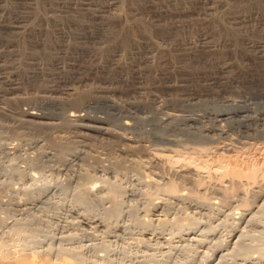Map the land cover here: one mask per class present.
<instances>
[{
  "label": "rangeland",
  "instance_id": "1",
  "mask_svg": "<svg viewBox=\"0 0 264 264\" xmlns=\"http://www.w3.org/2000/svg\"><path fill=\"white\" fill-rule=\"evenodd\" d=\"M19 1L20 0H0V66H5L8 68L6 71L10 75L11 80L16 81V86L19 88V91L13 93L9 90L8 85L5 84L6 82H0V101L3 103L5 102L4 104L2 103V105L8 107L9 110L11 108L12 113L16 112L15 114L17 116L21 114V111H23L25 107L28 108L31 106H36V108H38L39 110H43L42 112L52 116L54 115V117H58V108H55L53 106H51L53 107L51 108L50 106L46 105H42L41 107H39V102L36 101V104L33 99L38 98L39 94H41V97L38 99H44L46 97H42L44 93V95L47 94V96L49 95V97H57L60 95H50L49 89L55 83L54 81L59 78V74L56 73L57 71L54 74L53 71H49V69H47L52 66L55 67L59 63V66L57 65V67H60L59 69H61V67L62 69L63 67H65L64 71L73 74L69 75L68 73L69 77L67 78H69L70 81L78 82V80L80 79H87L89 80V82H93L91 83V85L93 84V86L98 83L97 86L111 85L112 88L113 86L116 87H114V92H116L113 93L111 97L114 99L115 102H118V105L122 106L123 104V107H121V109L120 106L119 108H116L106 104L104 105L94 103L92 104V106L86 108L85 110L90 115L93 114V116L97 115L105 119L107 118L110 123V128L117 135L115 136L117 137V139L111 137L104 138L102 136L100 138L99 136H95V139H97L98 142L100 141V139H102L103 142H107V140L110 141L109 139H111L114 140L115 144V146L113 144L114 147L112 146L113 149H116L118 147L117 144L119 145L120 143L124 146H119L129 148L128 142H120L121 140L119 138L120 135L129 137L132 141L136 142L134 144L135 151L137 150L138 152H140L141 150V153L137 154L139 156L141 155L140 158H138L139 160L141 159V157L143 158V156L146 154V156L144 157H147L146 160L149 161L150 159L148 158V156L150 155V153L151 159L152 157L155 158L156 155L158 156V151L161 149L168 148V150L170 149L172 151H174L175 149L176 153L174 152L173 154H170L171 156L173 155L172 157L168 154L169 157L167 156L168 158L166 160L164 159V161L159 166V174L165 177V181L167 183H165L164 185L161 183V187L155 188L150 181V171L149 168H147L145 158V161L141 159L145 162H143L144 165H146V167H144L143 165L141 166L142 170L133 169L132 167L130 168L127 166L123 169L120 168L119 170V168L115 169L109 167L105 161V163H103L106 165V167L103 163L100 162L99 164H97L98 167L95 166L96 163L91 164V162L90 165L86 167H80L77 165H71L66 167L53 161V163L50 162L51 160H49L43 155L44 150H42L41 148L35 149L37 151H35L34 149L32 150V148L29 149L31 143L34 140L30 143L27 140L26 142L24 139H21L20 142L24 145L20 149V151L12 150V152L6 151L8 152L6 153L4 152V150L0 149V254H5L7 252H20L24 249L27 253H43L47 252L48 250H51L52 253L57 254L58 252H65L69 249H72L80 251L85 258H88L89 261H94L97 259V255L99 257V255H106L107 253L109 254V252L113 251L110 254L113 259L115 258L113 262H117V258L120 256V252H122V250L124 249H127V252L129 255L131 254L130 257L132 259L136 256L133 259H137L135 260V262H141L142 258L144 259L145 256L148 257L151 254H154L153 257L158 256L157 258H159L164 252V249L160 246V243H158L157 240L154 238L153 240L148 242V244H150L149 246L153 244L151 246V248L153 247V249L147 250L146 244L144 245V242L142 243V241H139V239L135 238L138 237V234L136 235V233H139L140 230L138 227L134 226L135 224H133V222H131L132 219L128 213L131 208H135L140 215L139 217H142V215L144 217L145 213L143 211L148 204L150 205L151 202L159 203L163 194L169 193V183L171 184V181H174L175 183L178 182L177 180L172 178L173 172L176 168L179 169L183 166V168L186 169L192 168L196 171H199V177L196 178V181L192 187L193 190L190 191L191 193L193 191L195 192L192 193L193 195H195L194 197H200V199L205 200L207 202L217 201L213 198L214 191H216L218 189L217 187L221 183H223L224 179L227 178L224 174H222V170L219 169V166L223 162H226L225 164H229V162L227 163V161H229L230 159H236L244 168H247L249 167V165L251 166L252 164V166L257 169H263L264 96L259 91V86L261 85L258 86V84H251L249 80H242L241 82L236 83L237 85L234 84L233 88H228L229 90H227V93L225 95L223 91L224 88H222V86L215 85L214 87L218 89L219 92H213L211 94L212 97L210 98V101L202 103V101H200L199 99L194 100L191 97L193 96V94L199 95L209 92V90L205 89V87L203 86V79L206 76L217 72L215 71L213 66L217 62V57L215 56L218 55H216L215 53L212 54L211 52L207 53V51H205L203 45H201L199 42L200 35L206 34L207 37H209V40L211 39V42L215 41V43L219 44V46L224 49L222 56L226 58L227 62L229 61L227 64L231 66V71L234 74H243V72H247L252 76L254 75V77L256 76L258 78V76H261L262 78H264V73L261 72V69L263 67V59L255 58L252 55L250 56L247 51L240 49L241 45L239 47L236 46L239 41L241 42L242 35L251 37L252 33L255 34L252 36L251 39L256 37L255 39L258 38L259 40L262 39V41H264V0H121V4L119 5L118 10H113L111 12L112 14L106 15L105 17L95 16L93 9L106 8L110 5V2L112 0H90V4L91 2L92 4L88 7L90 8L92 6L93 9L86 8L87 6L85 7L77 5L76 3H79L78 0H67L71 2L73 1V5L69 7H66V5L65 8L62 5L53 6V0H31L32 2L29 0V4L22 0L21 1L23 3ZM3 8L7 9L4 10ZM209 8H211L214 13L212 12L211 14H206ZM22 12L23 15L25 14L28 20H30L29 25L34 23L35 25H38V30L42 29L41 31H45L44 29H46L47 27L52 28L56 31L59 37L51 36L44 47H33L32 44L34 42V44L42 43V39L45 38L44 32H39L41 34L32 33L30 32V30H28L30 29L29 27L27 29L28 31L26 34L18 35L16 32H12L9 29L5 30V27H10L14 25L18 17L22 16H18ZM237 15H245L244 17H242H246L247 20L245 24H242L241 27H239L240 34L242 33L241 38H238L237 43H234L231 40V35L226 30V28H228L230 25V18ZM151 19L153 21L159 20V22L163 26H172L178 23L183 25V29L182 31L178 32L173 28L169 30V32L171 31L170 34L169 32L167 34H163L162 32L158 31V27L160 26L157 27L156 25V27H153L152 37L150 39L147 38V36H145L142 32H140L138 26H149L152 24L154 25V22ZM105 23L110 25H116L119 27H126L131 29L133 28L134 33L133 30H130L131 33L134 34V37L137 39V43H139L138 46L133 47V45H129V47H123L120 42L109 43L105 41V43H103L101 39L104 37H101L95 40V42L98 43L96 44V49L93 44H87L82 41V39L80 40L77 37L76 39H74L75 33H77L80 27H83L84 25H89L92 28L98 29L100 28L101 24ZM248 32H250V34ZM59 33L62 34L60 35ZM245 33L247 34L244 35ZM24 40L25 43L23 42ZM183 40L187 42L189 41L187 46L190 45L189 48L193 50L191 52L196 54L193 56V58H191L192 55L190 54L186 56L184 48L181 45L183 43ZM21 41L22 43H20ZM54 41H57L59 45H57L56 43L55 47L52 46V50H54L52 51L50 50V44ZM100 41L102 44H99ZM61 43L62 46H60ZM63 45L65 46L63 47ZM26 48L28 51H26ZM127 48L129 49L125 50ZM29 50H32L31 53H29ZM33 51H37V54L34 53L36 55L30 56L29 54H32ZM44 51L47 53L45 54ZM130 51L132 52V54L130 53ZM51 52L53 53L51 54ZM57 52L59 54H57ZM118 52L121 53V55L123 54L120 61L118 63H116L115 61L112 63L113 54ZM134 53L137 55H135ZM197 53L199 54V56ZM49 54L50 56H48ZM71 55L72 57H70ZM143 55L145 57L147 56V58L148 56H151L149 58L150 60L143 57ZM25 56H29L28 59L30 57H36L37 59L33 60V62L34 64L36 62V67L37 64H40L38 68L33 69L32 67L27 65L26 62L28 61V59H25ZM46 57L48 59H45ZM69 57L73 59L70 60ZM123 58H125V60L121 61L123 60ZM215 58L216 60L214 61L213 59ZM51 59L53 60L51 61ZM86 59H88V62H86ZM184 59L187 61H185ZM57 60L58 62L57 64H55ZM29 61H31V59ZM2 62L6 65H4ZM189 62L190 66L192 65V67L189 66ZM51 63L52 65H50ZM35 70L38 73L40 72L39 75L41 73L45 75L44 76L41 74L39 82L38 80L33 81L35 79L31 78V73L28 74V72H35ZM47 71H49V74ZM51 73L54 74H52L54 78L51 76ZM111 74H115V77L116 75L119 76L111 79ZM106 76L109 77V79L106 78ZM73 77L75 80L73 79ZM168 77L178 82L184 81L183 83H185L184 90L182 89L178 91L182 94H185V97L187 95L186 103L181 105V107L172 103V95H169V93H167L168 90L163 86L164 84H162L164 82V79ZM42 78H44L43 81ZM110 79L114 81L112 82ZM138 80H141L142 82L139 83V81L137 83ZM136 83L137 85H140L137 86ZM44 84L51 86H46L44 87V89L42 88ZM131 84L133 86H137V90ZM121 86H123L124 88ZM141 87H143V89ZM139 88L142 89L141 91H144L145 93L139 92ZM46 91L48 93H46ZM138 92L141 94H139ZM152 93L154 94V97L157 101L154 99V97H151ZM34 94L36 96H34ZM142 94L144 97L142 96ZM1 95L4 96V98H2ZM11 95L13 96V98ZM61 96L63 98V95H60L58 98H61ZM8 98H10L11 101ZM147 99L151 100L152 103L154 101L157 104L154 103L155 105H151L148 108H143L141 106L142 104L140 103H142L143 101H147L150 103V101H148ZM160 99L163 103L159 101ZM137 103H139L140 106ZM20 108L23 109L21 110ZM68 109H70L69 111L72 110L71 108ZM222 111H227L228 114L226 116H219L220 114H222ZM168 113H174L178 116L184 115L185 113V115L189 114V116L193 114V116L196 117V120H178L174 123H171L172 120L163 121V119H165L164 114L166 115L165 117H169ZM126 120H128L129 123L131 122L127 126L124 125V121ZM0 121V123L5 122V125L11 124L9 126L10 128H8L9 130H6L4 133L2 132L3 134L8 132V134H5V136L11 135V137H15L14 135H12L13 127L16 128L18 131H20L19 129L22 128V133H24L25 131L26 133H28L29 131L23 126V124H17L13 121V119L9 120L8 118L4 119L3 121ZM8 122L10 123L8 124ZM13 122L17 125V127L13 124ZM168 124L169 126H167ZM10 130H12V132H10ZM54 133V135L52 134V136L56 137L57 139H64L71 135V131L66 129V127L64 126H61L60 129L58 131L56 130ZM40 135L43 136V134ZM40 135L37 136L40 137ZM37 136L34 135V138H36ZM105 139L107 140L104 141ZM17 141L19 142V138H17L16 142ZM115 141H117L118 143ZM137 141H140V143H138ZM28 143L30 144L28 145ZM139 144H142L144 147L142 145L139 146ZM24 147L28 150H25ZM17 151H19L20 154L19 152L17 154ZM143 151L145 152L142 153ZM153 154H155V156ZM136 156V162L142 163V161H139L137 159V157L139 156ZM38 157H40V159L39 161H36V158ZM32 160H34V162H32ZM91 165H93V167H90ZM85 168H88L89 170L86 169L87 171H85ZM213 170L214 173H212ZM82 172H87L88 175H90V179L92 180V185L88 183L87 187H91V198L93 200V204L91 206L95 211V215L101 214L104 210V207L111 205L109 199L107 198L109 192L112 189H117L119 191L118 200L122 202L121 204L123 207V215L121 216V219L118 220L119 223H117L118 225L123 226L124 230L122 232H116L114 228L107 229V231L106 229H91L90 231V229L84 228V226H81V224L79 222L77 223V220L73 218L74 216L72 212L75 208V195L86 187L85 185L84 187L81 183H79L80 179L78 174L80 175V173ZM221 176H223L224 179ZM259 176V180L261 179L260 181L263 183L264 181L262 179L264 177L261 176V174ZM258 178L253 179L252 182H249V184L245 181L244 178V180L242 179L243 182L241 181L242 184L244 183L243 185L236 183V186L235 184L234 186H232V184L226 183L223 188H220L222 190V193H224L226 197H229L228 199H226V201H229L230 199L232 200L228 202L229 204H232L229 207H233V209L235 208L234 210L238 211L239 205L241 206L242 204L240 201L237 200L238 198L235 193L236 190L237 192L242 191L244 195L246 194L248 197H250L251 194L249 193H251L250 191L252 189L250 186L253 187L254 185H257V183H261L260 181H257ZM165 181L162 182L164 183ZM253 181H256L254 185H252L254 183ZM166 184L167 187H165ZM235 187L236 189H234ZM233 191L235 194L233 193ZM148 193H150L151 195ZM29 195H32L34 197V200L29 201L27 203V199H29L30 197ZM231 197L234 199H232ZM185 201V205L184 203L183 205H181L182 203L178 202H175L176 204L173 203L175 207H170V214H172V216H178L180 214L178 217H184L185 215L189 216L190 218L196 217V220H194L197 222V224L200 223L198 224L199 229L195 228V230L198 229V233L203 231L201 230V228L208 229L209 227L212 231H215L216 228V230L218 229L217 231H215L216 233L213 232L216 238L222 235L223 238L220 237V239L224 242L227 241L228 234L224 231L226 229L225 224H227V221L228 223H230L231 220L228 217V211L223 205L216 206V209H218V211L214 209L215 206L211 210V207H209L208 212H211L210 214L214 213L212 217L208 212H202L199 209L198 212H200L198 214H196L197 209L195 213L194 208L186 209L187 207H189L188 204H190V202L187 200ZM238 202H240V204ZM179 207L181 210L182 208H184V211L182 210V212L177 214L179 211H181ZM202 213H205L206 215H204L205 217H207L204 218V216H202ZM208 214L209 217L211 216L213 219L211 217L208 218ZM218 217L221 222L224 221V224L222 223L224 225L223 228L221 227L222 224L221 222H219ZM147 218L148 216L145 217V219ZM197 218L199 222L197 221ZM208 221L211 222L210 225L209 223H207ZM205 223L207 224L204 227ZM212 223L214 226L212 225ZM152 228L154 231L156 230V222ZM117 233L121 235L118 237ZM93 235L95 236V238ZM224 237H226V241L224 240ZM213 241L218 242L217 239L216 241ZM87 245H89L90 247ZM105 246H107L111 251L108 250V252ZM159 247H161V249H159ZM103 249H105L106 251ZM138 251L143 257L138 255ZM154 251L155 253H153ZM148 252L150 255L147 254ZM136 253L137 255H135ZM143 253L145 255H143ZM255 254L256 253H254V255ZM179 261L180 260L178 258V262ZM202 264H204V262Z\"/></svg>",
  "mask_w": 264,
  "mask_h": 264
},
{
  "label": "bare ground",
  "instance_id": "2",
  "mask_svg": "<svg viewBox=\"0 0 264 264\" xmlns=\"http://www.w3.org/2000/svg\"><path fill=\"white\" fill-rule=\"evenodd\" d=\"M22 1H25V2L28 3L29 0H22ZM53 1H54V2H52L54 4L53 6H55V5H57V6L60 5L61 6L62 5L65 8L66 5H67L66 7H69V6L73 5V3H72L73 1L72 2L71 1H67V0H53ZM61 1H63V2H61ZM78 1H79V3H76V2H74V3H76L77 5L85 6V7L87 6L86 8H89L88 6H90L92 4V2L90 4V0L89 1H87V0H78ZM211 2H213V1H211ZM207 3H208V1H207ZM120 4H121V0H112L110 2V5L108 7H106V8L93 9L92 6L90 8L93 9V11L95 13V16H97V17H105L106 15L112 14L111 12L113 10H118V7H119ZM37 6H38V4H37ZM6 9H4V10H6ZM92 9H91V11H92ZM212 12L213 11L211 10V8H209L207 10L206 14L207 13L211 14ZM120 13H121V10H120ZM18 16H21V17H18L17 21L15 20L16 22L14 21L15 23H14L13 26H10V27L9 26H7V27L4 26L5 30L9 29L12 32H16L18 35L19 34H26L28 30H30V32H32V33H37V34L39 32H44L45 34L44 33L43 34L45 35L44 36L45 38L42 39V43L34 44L35 43L34 42L33 43L34 45L32 44L33 47H38V46L39 47L40 46L44 47L47 44V42L49 41V38L51 36L59 37L57 35L56 31L54 29H52V28H48L47 27L46 29H44L45 31H41L42 29L38 30L39 29V28H37L38 25H35L34 23L29 25V23H30L29 21L30 20H28V18L26 17L25 14L23 15V12L21 14H19ZM242 16L237 15V16H234V17L230 18L231 19L230 20L231 22H229L230 25H229L228 28H226V30L231 35V40L234 43H237L238 38H241V34L242 33L240 34V31H239L240 28L239 27H241L242 24H245L246 20H247L246 17H245L246 19L243 18L245 15L243 17ZM153 22H154V25L152 24V25H149V26H146V25H139L138 26L139 27L138 29L140 30V32H142L145 36H147V38H150V39L152 37L153 27H156V25H157V27L160 26V27H158V31L162 32L163 34L164 33L167 34L169 32V30H171L173 28L176 31H178V32L182 31V29H183V25L178 24V23H176V24H174L172 26H163L159 22V20H156V21H153ZM4 25H6V24H4ZM54 26H57V25H54ZM1 27H3V26H1ZM29 27H30V29H28ZM95 29L96 28H92L89 25H84L83 27H80L78 29V31L76 30L77 33H75L74 39H76V37L78 39H80V40L82 39V41H84L87 44L88 43L93 44L96 49H97V45L96 44H98V43L95 42V40L97 38H101V37H104V38L101 39V41H103V43H105V41H107L109 43L110 42H114V43L115 42L116 43L120 42V44H122L123 47L124 46L129 47V45L130 46L133 45V47H136L139 44V43H137L138 42L137 39L134 37V34H133L134 33V29L133 28L131 29V28H126V27H119V26H116V25H110V24L105 23V24H101L100 28H98L96 30ZM130 29L133 30V33H131ZM262 30H263V28H262ZM170 32H169V34H170ZM248 33L250 34V32H248ZM39 34H41V33H39ZM246 34L247 33H245L244 35H246ZM254 34L255 33H252V36ZM14 35H16V34H14ZM20 36H22V35H20ZM252 36L248 37V36H243L242 35L243 39L241 38V42L239 41V43L236 44V46L239 47L241 45L240 49H242L244 51H247V53H249L250 56L252 55L255 58L263 59V61H262L263 67L261 69V72L264 73V41H262V39L259 40L258 38H257L258 39L257 40V39H255L256 37L251 39ZM210 40H209V37H207L206 34L199 36V42H200L201 45H203L205 51H207V53L211 52L212 54L215 53L216 55H218V56H215V57H217V62L218 63L216 62L215 65L213 66V68L217 72H214V73L210 74L209 76H206L203 79V86L205 87V89H208L209 92H207L205 94H199V95L193 94V96L191 98H193L194 100L195 99H199L200 101H202V103L210 101L211 100L210 98L212 97L211 94L213 92H219V90L214 87L215 85L222 86V88H224L223 91H224V95H225L227 93V90L233 88L234 84L239 83L242 80H249V82L251 84L254 83V84H258V86L261 85V86H259L260 87L259 91L264 96V78H262L261 76H258V78H257L256 76L254 77V75L252 76L251 74H249L247 72L244 73L243 71H242L243 74H240V73L239 74H234L231 71V66H229V64H227L229 61L227 62L226 58H224V56H222L224 49H222L219 46V44L215 43V41L211 42ZM101 41H100L99 44H102ZM23 42L25 43V40ZM182 42L183 43L181 45L184 48V52H185L186 56H188V54H190V55H192L191 58H193V56L196 55V54L191 52L193 50H191L189 48L190 45L187 46L189 41L187 42V41L183 40ZM20 43H22V41ZM56 43H57V41H54L53 43L50 44V48H51L50 50L53 49L52 46L53 47L56 46ZM225 43H226V41H225ZM223 44H221V45H223ZM57 45H59V44L57 43ZM60 46H62V43H61ZM64 46L65 45H63V47ZM92 46H90V47H92ZM29 47H27V48H29ZM27 48H26V51H28ZM146 48H148V47H146ZM128 49L129 48H127L125 50H128ZM43 50H44V48H43ZM47 50H45V51H47ZM31 51L29 53H31ZM34 51H35V49H34ZM34 51L32 52V54H29V53H26V54H29L30 56L31 55L34 56V55L37 54L36 53L37 51L36 52H34ZM52 51H54V50H52ZM82 51H83V49H82ZM137 51H139V50H137ZM38 52H39V50H38ZM34 53H36V54H34ZM46 53L47 52H45V54ZM52 53L53 52H51V54ZM130 53L132 54L131 51H130ZM245 53H244V55H245ZM57 54H59V53L57 52ZM38 55H39V53H38ZM122 55L119 52L113 54L112 63L114 61L116 63H118L120 61ZM135 55H137V54H135ZM182 55H183V53H182ZM48 56H50V54ZM63 56H64V54H63ZM198 56H199V54H198ZM198 56H197V58H198ZM26 57L27 56H25V59H28L29 56L27 58ZM47 57L45 59H48ZM57 57H58V55H57ZM70 57H72V55ZM70 57H69V59L72 60L73 58H70ZM143 57H145V56L143 55ZM150 57L151 56H148V58H147V56H146L145 58L149 59ZM52 58H53V55H52ZM85 58H83V59H85ZM30 59H31V61H29ZM36 59H37L36 57L35 58L34 57H32V58L30 57L28 59V61L27 62L25 61V62L27 63V65H29L33 69H36L40 65V64L39 65L37 64V67H36V62H35V64L33 62V60H36ZM52 60L53 59H51V61ZM87 60L88 59H86V62H88ZM124 60H125V58H123V60H121V61H124ZM197 60H199V59H197ZM213 60L215 61L216 58L213 59ZM185 61H187V60H185ZM57 62H58V60L56 61L55 64H57ZM2 63H1V65H2ZM146 63H148V62H146ZM151 64H153V63H151ZM4 65H6V64H4ZM50 65H52V63ZM57 65L55 67L52 66V67L47 68V69H49V71H53L54 74H55L56 71H57L56 73L59 74V78L56 81H54L55 83L53 84V86L49 85V86H51L50 89H49V93H50V95H52V94L63 95V98H62V96H61V98H58L60 95L57 96V97L56 96L55 97H49V95L48 96H47V94L44 95L45 94L44 93L43 96H42V97L46 96L44 99H38V98L41 97L40 96L41 94H39V97L38 96H37L38 98H34L33 97L34 98L33 100L35 101L36 104H37V102H39V107H41L42 105H46V106H50V107L53 106L55 108H58L59 109V113H58L59 115H57L58 117H54V115L52 116V115L46 114V113L42 112L43 110L41 111L38 108H36V106H34V107L31 106V107H28V108L25 107V109H23L24 108L23 107L22 108L23 111H21V114L19 116H17L15 114L16 112L15 113L13 112L14 113L13 114L12 111H11V108L9 110V108L4 106V105H2L3 102L0 101V120L3 121L4 119H8V118H9V120L13 119V121L15 123L20 124V125L23 124V126L29 130L28 133H26L25 130H24L25 132L23 131L24 133H22V130H21L22 128L19 129L20 131H18L16 128H14L12 126L13 127L12 128L13 132H12V130H10V132H12L13 133L12 135H14L15 137H11L10 134H9L10 136H7V135L5 136V134H8V132L5 133V134H3V133L6 130H9L8 128H10L9 126L11 124L10 125H5L4 124L5 122L4 123H0V133H1V135H0V149L4 150V152H6V151L12 152V150H14V151L15 150H19L20 151V149L24 145V144H21V142H20L21 139H24L25 141L27 140L30 143H31V141L34 140L31 143L29 149L32 148V150L33 149L35 150V149L41 148L42 150H44L43 151V155L45 157H47L49 160H51L50 162L53 161L55 163H59L62 166H66L67 167V166H71V165H77V166H80V167L81 166H85L86 167V166L90 165V162H91V164L96 163L95 166H97V164H99V162L103 163L105 161L109 167L115 168V169L119 168V170H120V168L123 169L126 166L130 167V168L132 167L133 169H141L142 170L141 166L143 165L144 167H146V165H147V168H149V171H150L149 172L150 176L148 174L147 175L150 177V179H151L150 181L154 185L155 188L156 187L157 188L161 187L160 186L161 183L163 185L165 183H167L165 181V177H163V175L159 174V170H160L159 166L164 161V159L166 160L169 157L168 154L170 155V154H173L174 152L176 153L175 149H174V151H172L170 149L168 150V148L159 150L158 151V156L156 155L157 157L155 156V154H153L156 159L154 157H152V159H151V157H150L151 153H150L149 156L147 155L148 158L150 159L149 161L146 160L147 157H144V156H146V154H145L143 156V158L141 157V159L144 160V158H145V160H146L147 164L144 165V163H145L144 161L145 160L144 161L141 160V159L139 160L138 158H140L141 155L140 156L137 155L138 153L139 154L141 153V150H140V152H138L137 150L135 151V149H134L135 145L134 144L136 142L132 141L129 137L122 136V135H120V137H119L120 140H121L120 142H122V141L128 142L129 148L121 147L123 144L121 145V143H120L119 145H121V146H119L117 144L118 147L116 149L115 148L113 149V147L115 146L114 140L109 139L110 141H108L107 140L108 138L104 140V141L107 140V142H103L102 139H100V141L98 142L97 139H95V136H99L100 138L102 136L104 138L111 137V138H116L117 139V137H115L117 135L110 128V123H109V120L107 118L105 119V118L99 117L97 115L93 116V114L90 115L85 110H86V108L92 106V104H94V103H96V104L99 103V104H104V105L106 104V105H110V106L116 107V108H119V106H120V109H121V107H123V104H122V106L118 105V102L116 101L117 102L116 103L114 101V99L111 97L113 95V93L116 92V91L114 92V89L116 87L113 86V88H112L111 85H109V86L108 85H106V86H104V85L97 86L98 83L93 86V84L91 85V83H93V82H89V80H87V79L86 80L80 79V80H78V82L70 81V79L67 78V77H69L68 76L69 72L67 73L66 71H64L65 67H63V69H62V67H61V69H59L60 67H57ZM189 66H190V62H189ZM190 67H192V65ZM7 69L8 68L5 67V66H0V82H6L5 84L8 85L9 90L11 92H13V93H16L17 91H19V88L16 86V81L14 80L15 81L14 82L13 80H11L10 75L6 71ZM49 71H47L48 74H49ZM197 71H198V69H197ZM30 73H31V78L35 79L33 81H37L38 80V82H39L42 73L39 75L40 72L38 73V72H36V70H35V72L34 71L33 72L32 71L28 72V74H30ZM52 74L53 73H51V76H52ZM70 74H72V73H69V75ZM42 75H44V74H42ZM114 75L111 74L110 78L112 79V78H116L117 76H119V75H116V77H115ZM85 76H87V75H85ZM106 78L109 79V77H107V76H106ZM43 79L44 78H42V81H43ZM73 79H74V77H73ZM111 81L113 82L114 80H111ZM138 82L141 83L142 81L138 80L137 83ZM183 82H178V81L173 80V79L168 77V78L164 79V82L162 83V84H164L163 86L168 90L167 93H169V95L170 94L172 95L171 96L172 97V103H174V105L176 104L177 106H180V107H181V105L185 104L186 100H187L186 99L187 95L185 97V94H182V93L178 92L179 90H182V89L184 90L185 83H183ZM137 83H136V85H137ZM139 85H137V86H139ZM46 86L49 87L47 84H44V86H42V88H44ZM137 86H133V87H135V89L137 90V88H138ZM121 87H123V86H121ZM141 88L143 89V87H141ZM142 89H140L139 92H142L141 91ZM46 93H48V92L46 91ZM136 94H137V91H136ZM139 94H141V93H139ZM155 95H157V94H155ZM34 96H36V95L34 94ZM142 96H143V94H142ZM1 97L4 98V96H2V95H1ZM21 97H23V96H21ZM151 97H154L153 93L151 94ZM12 98H13V96H12ZM138 98H140V97H138ZM8 99L10 100V98H8ZM154 99H155V97H154ZM152 100H153V98H152ZM142 101H140V102H142ZM148 101H150V103L147 102V101L146 102L143 101L142 103H140V104H142L141 106L143 108H148L151 105L157 104L154 101H153V103H152L151 100H148ZM159 101L162 102L161 99ZM137 104L140 106L139 103H137ZM7 106H8V104H7ZM53 107H51V108H53ZM68 108H71L72 110L69 111L70 109H68ZM20 109H19V111H20ZM221 113L222 114H220V115L218 114V115L219 116H226L228 114L227 111H222ZM170 114L168 113L169 117H165L166 115L164 114V118L165 119L162 118L163 121H165V120H168V121L170 120L171 121L172 120L171 123H174L175 121H178V120H184V121H187V120H194L195 121L196 120V117H194L193 114L191 116H189V114L185 115L186 113L184 115H180V116H178V115H176L174 113L171 114V115ZM253 121H254V119H253ZM14 122H13V124H14ZM9 123L10 122H8V124ZM130 123H129L128 120L124 121V125H126V126L129 125ZM14 125H16V124H14ZM61 126H64V127H66V129L71 131V135L70 136L67 134L69 137L66 136L67 138L63 137L64 139H62V138L61 139H57L56 137L52 136V134L56 130L58 131ZM118 126H119V124H118ZM167 126H169V124ZM16 127H17V125H16ZM24 127H23V129H24ZM40 134H43V136L40 135ZM34 135H36V136L40 135V137L37 136L36 138H34ZM61 136H62V134H61ZM17 138H19V142L18 141L16 142ZM98 140H99V138H98ZM117 141H115V142H117ZM140 141L139 142L137 141V142L140 143ZM30 143H28V145ZM144 143H142V144H144ZM113 144H114V146H113ZM142 144H139V146H141ZM28 145H27V147H28ZM145 147H146V145H145ZM136 149H137V147H136ZM204 149H206V148H204ZM25 150H28V149L25 148ZM19 151H17V154H18ZM35 151H37V150H35ZM1 152H3V151H1ZM8 152H6V153H8ZM144 152L145 151H143L142 153H144ZM180 152H181V150H180ZM19 154H20V152H19ZM136 155L139 156V157H137ZM41 156H42V154H41ZM135 156L137 157V159L139 161H142V163L143 162L144 163L142 164L141 162H136L137 160H135L136 159ZM173 158H172V160H173ZM39 159H40V157L36 158V161H39ZM151 160H153V161H151ZM32 162H34V160H32ZM228 162H229V164H225L226 162H223L219 166L220 167L219 169L222 170V172H223L222 174H224L225 177H227V178L224 179V177L221 176L224 179V180L222 179L223 183H221V184L219 183L220 185L217 187L218 189L216 191H214V197L213 198L216 199L217 201L207 202L205 200L200 199L199 196H198L199 198H197V196L194 197L195 195L192 194L194 191L191 193L190 190H193L192 187H193V185H194V183L196 181V178L199 177V173H198L199 171H196L195 169H192V168L186 169V168H183V166H182V168H179V169L176 168L174 170V172H173V177L172 178H174L178 182L175 183L174 181H171V184L169 183V186H168L169 193L163 194V196L161 197V201L159 203H152L151 202L150 205L148 204L146 206V208L144 207L145 209L143 208L144 209L143 212L145 214H144V217H143V215H142V217L144 219L142 217H139L140 215H139L138 211L135 208H131L129 210L128 214L130 215V217L132 219L131 222H133V224H135L134 226L138 227L139 230H140L139 233H136V235L138 234V237H135V236L134 237L139 239V241H142V243L144 242L143 244L144 245L146 244L147 247L146 246L145 247L147 248V250L153 249V247L151 248V246L153 244L151 243L152 245L149 246L150 244H148V242H150L151 240H153L155 238L157 240V242L160 243V246L164 249V252L162 253V256H160V254H159V256H160L159 258H157L158 256L157 257L156 256L153 257L154 254L150 255L149 252H148L147 254L150 255V256H148V257L145 256L144 259L142 258L141 262H137V261L135 262V260H137V259H135V260H133V259L136 256L132 259L130 257L131 254L129 255L128 252H127V249H124V250H122V252H120V254H119L120 256L117 258V262H113L115 258L113 259L111 254H110L113 251L109 252L108 250H110V249L107 246H105V248L109 252V254L107 252H105V253H107L106 254L107 256L103 254L102 256L99 255V257H98V255H97L96 256L97 259L94 260V261L90 260L91 262L86 257L87 260H88L87 261L86 258L84 257V255L80 251L72 250V249L71 250L69 249V250H67L65 252H58L57 254L52 253L51 250H48L47 252H43V253H36V252L27 253V252H25V249L24 250L21 249L22 251L19 250L20 252H13V253L12 252H10V253L7 252L5 254L4 253L0 254V264H195V262H196V264H202L203 262H204V264H264V182L262 183L260 181L261 179L259 180V178H258V177H260L259 176L260 174H261V176L264 177V167H263V169H257L255 167H253L252 164H251V166L249 165V167H247V168L245 167L244 168V167H242L240 165L239 161L236 160V159H234V160L230 159L229 161H227V163ZM35 164H36V162H35ZM182 164H184V163H182ZM100 165H102V164H100ZM104 165H102V166H104ZM90 167H93V165H91ZM105 167H106V165H105ZM86 169L89 170L88 168H85V171H87ZM212 173H214V170H213ZM78 176H79V179H80L79 183H81L83 186L85 185L86 187L84 186L85 188H83V189L81 188L82 191H80L79 193H76V195H75V201H74L75 202V206H74L75 208H74V210L72 212V214L74 216L73 218H75L77 220V223L79 222L81 224V226H84V228L90 229V231H91V229H101V230L102 229H106V231H107V229L114 228V230L116 232H119V231L122 232L124 230L123 226L122 225H118V223H119L118 220L121 219V216L123 215V207H122V204H121L122 202L118 200L119 199L118 198L119 191L117 189H112L109 192V195L107 197L109 199L111 205L107 206V207H104V210H103V212L101 214L98 213L99 215H95V211L93 210V208L91 206L93 204V202H92L93 200L91 198V194L92 193H91V190H90L91 187H87L88 183H90V185H92L91 184L92 180L90 179V175H88L87 172H84V173L82 172V173H80V175L78 174ZM244 178H245V181L248 182V184H249V182H252L253 179H257V178H258L257 181L258 182L260 181L261 183H259V184L257 183V185H254L256 183V181H253L254 183L252 185H254V186L253 187L250 186L252 188L251 191H250L251 193H249V194H251L250 197H248L246 194L244 195V193L242 191H238L237 192V190H236L235 193H236V196L238 198L237 200L240 201L241 204H242L241 206L239 205V207L237 206L238 207V211H236V210H234L235 208L233 209V207H229V206L232 205V204L228 203L231 199L229 201L228 200L226 201V199H228L229 197H226V195H224V193H222V190L220 188H223L226 183H230V184H232V186H234V184H235V186L237 184H242ZM249 179H251V180H249ZM262 180L264 181V178ZM162 181H165V182L163 183ZM152 184H151V186H152ZM196 184H197V182H196ZM165 187H167V184H166ZM194 189H195V187H194ZM215 189H216V187H215ZM234 189H236V187ZM155 191H158V190H155ZM233 193H234V191H233ZM148 194H150V193H148ZM29 196L30 197H29V199H27V203L29 201L34 200L33 199L34 197L32 195H29ZM232 199H234V198H232ZM185 200L190 202V204H188L189 207L186 208V206H187V204H186L185 208L186 209L194 208L195 209L194 213L196 212V209H197V213L196 214H198L200 211L208 212L209 207H211L210 210L213 209L214 206H215L214 209H216V206H222V205L226 208V210L228 211L227 213L229 215L228 217L231 220L230 223H228V221H227V224H225V226H226L225 228L227 229V231H226V229L224 230L228 234L227 235V241L225 239L226 237H224V240L228 244L220 239V237L221 238H223V237H222V235H220V237H219L218 236L219 233H218V235L216 234L218 236V238H216V236L214 235V233H216L215 231L218 230V229L216 230V228H215V231L210 230L209 227H208V229L207 228L206 229L205 228H201V230H203V231H201L202 233L201 232L198 233L197 232V230L199 229V225L198 224H200V223L197 224V222L195 221L196 220L195 216H194L195 218H193L191 216L193 219L190 218L189 216L185 215V214H183V215H185L184 217H178L180 215L179 213L182 212V210L184 211V208H182V210H181L180 207H179V209L181 211H179L177 213V214H179L178 216H172V214H170V210H171L170 207L171 206L175 207L173 203L178 202V203H182L181 205H183V203L185 205V202H186ZM240 202H238V203L240 204ZM219 208H221V207H219ZM198 209L200 210L199 212H198ZM216 211H218V209H216ZM215 213H217V212H215ZM222 213H218V214H222ZM204 214L202 216H204V218H206L207 216L205 217L206 214L205 215ZM209 214H208V218H210L214 213L210 214L211 215L210 217H209ZM147 216H148V218L145 219V217H147ZM202 216H201V218H202ZM186 217H189V218H186ZM222 218H223V216H222ZM215 219H216V217H215ZM218 219H219V217H218ZM217 220H216V222H217ZM197 221H198V218H197ZM155 222H156V230L154 231L152 227L155 225ZM219 222H221L220 219H219ZM223 222L224 221H222L221 224ZM207 223H209V225H210L211 222L208 221ZM207 223L204 224V227H205V225ZM223 224L221 226L222 228L224 227ZM212 225H213V223H212ZM78 226H79V224H78ZM195 228H198V229L195 230ZM150 230H153V231H150ZM211 231H212V233H211ZM224 231H222V232H224ZM117 234H118L117 235L118 237L121 235V234L119 235V233H117ZM114 235H116V234H114ZM94 238H95V236H94ZM216 239H217V241L219 239L220 240L218 242H214L213 240L216 241ZM131 243H132V241H131ZM139 243H141V242H139ZM224 243H226V244H224ZM104 245H103V248H104ZM87 246H89V245H87ZM155 246H156V244H155ZM161 247H159V249H161ZM103 250H105V249H103ZM99 251H101V250H99ZM155 251L153 253H155ZM137 253H139V251ZM137 253L135 255H137ZM254 253H256V254L254 255ZM138 255H140V253ZM143 255H145V254L143 253ZM140 256L143 257L142 255H140ZM178 258L180 260L179 262H178ZM139 260H141V259H139Z\"/></svg>",
  "mask_w": 264,
  "mask_h": 264
}]
</instances>
